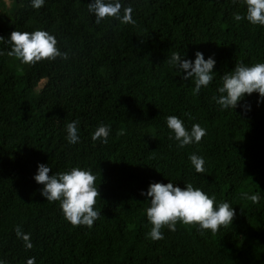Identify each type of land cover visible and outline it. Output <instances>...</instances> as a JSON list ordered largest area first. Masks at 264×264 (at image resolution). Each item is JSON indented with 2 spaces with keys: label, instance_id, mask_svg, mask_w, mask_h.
Here are the masks:
<instances>
[{
  "label": "trees",
  "instance_id": "16d2710c",
  "mask_svg": "<svg viewBox=\"0 0 264 264\" xmlns=\"http://www.w3.org/2000/svg\"><path fill=\"white\" fill-rule=\"evenodd\" d=\"M0 0V37L47 29L69 58L22 64L0 40V259L6 264H264V103L258 93L242 103L251 110H219L212 99L221 76L236 63H264V27L235 22L242 0H124L134 24H101L88 13L91 0ZM214 55V80L199 94L165 61L172 52L194 59ZM45 82L39 95V83ZM190 113L194 119L182 114ZM207 129L200 143L182 149L168 139L165 119ZM79 121L80 141L69 144L65 125ZM110 124L107 144L93 142L99 123ZM123 131V134H118ZM203 155L205 173L191 166ZM49 172L92 169L101 210L92 228L67 222L58 202L40 195L37 164ZM192 183L235 209L232 224L216 234L196 225L166 227L146 238L151 182ZM258 193V203L242 198ZM30 233L25 249L14 228Z\"/></svg>",
  "mask_w": 264,
  "mask_h": 264
},
{
  "label": "clouds",
  "instance_id": "9594fccd",
  "mask_svg": "<svg viewBox=\"0 0 264 264\" xmlns=\"http://www.w3.org/2000/svg\"><path fill=\"white\" fill-rule=\"evenodd\" d=\"M34 9H40L45 0H29ZM245 11L232 14L235 22L247 21L253 26L264 27V0H242ZM87 11L94 16V22L99 25L105 19L117 21L120 25L134 24L133 7L124 6V0H91L87 3ZM10 45L6 54L15 57L22 64H35L44 60L55 61L57 58L67 60L69 51H61L56 36L47 29L37 28L31 32L14 30L7 38L0 37ZM5 52L0 51V55ZM185 54L172 52L167 56L166 63L180 74L182 79L194 84L193 92L199 94L201 88H207L213 82V71L216 60L214 55H205L201 51L194 53V59L185 58ZM258 93L257 104L264 103V63L235 64L232 71L221 76V82L216 88L212 99L219 110L235 109L238 106L244 111H250L251 105L242 103L245 96ZM188 119H194L190 113L182 114ZM170 130L168 139L176 142V147L182 149L188 145L198 144L206 135L207 129L199 123L187 127L184 120L176 115H169L165 119ZM79 121L73 120L65 125V139L69 144L80 141ZM112 131L110 124L99 123L90 133L91 140L107 144ZM123 134L121 130L120 133ZM191 166L198 174L205 173V158L193 152L188 156ZM49 165L37 164L33 179L42 185L40 195L47 202H58L63 218L73 226H86L92 228L94 222L100 218L101 210L94 207L99 197L96 186V175L92 169L71 167L67 171L52 173ZM140 195L149 197V206L146 209L147 222L151 225L145 234L153 241L161 240L164 234L161 231L166 227L169 231H176L177 223L183 225H196L197 231L203 234L210 230L216 234L222 227L232 224L235 209L228 201H217L215 195H209L201 187H194L192 183H184V187L168 183L151 182L147 191L141 190ZM242 198L250 200L253 204L261 199L258 193L242 194ZM18 239L23 240L25 249H32L33 244L30 233H25L20 225L14 228ZM0 264H6L0 259ZM25 264H36L35 257H28Z\"/></svg>",
  "mask_w": 264,
  "mask_h": 264
},
{
  "label": "rangeland",
  "instance_id": "374dc122",
  "mask_svg": "<svg viewBox=\"0 0 264 264\" xmlns=\"http://www.w3.org/2000/svg\"><path fill=\"white\" fill-rule=\"evenodd\" d=\"M10 2H11V0H6L5 4H6V7H7V8L10 7V4H8V3H10ZM44 86H45V82H44V81L41 82V83H39V84L37 85V87H36L35 93H36L37 95H39L40 90H41Z\"/></svg>",
  "mask_w": 264,
  "mask_h": 264
}]
</instances>
